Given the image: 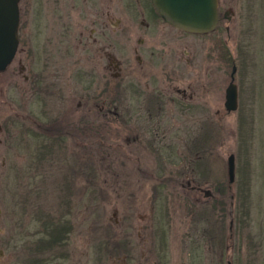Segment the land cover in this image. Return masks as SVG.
Instances as JSON below:
<instances>
[{"label":"rangeland","instance_id":"374dc122","mask_svg":"<svg viewBox=\"0 0 264 264\" xmlns=\"http://www.w3.org/2000/svg\"><path fill=\"white\" fill-rule=\"evenodd\" d=\"M119 1L110 0L108 26L116 33L118 18L129 34L138 11ZM246 1L255 5V53L264 0ZM38 4L31 1L33 13ZM32 35L36 51L24 58L19 43L0 71V264H264V78H251L255 66L242 87L245 112L244 105L225 112L222 104L229 59L221 61L217 87L195 92L206 99L197 102L202 107L186 108L166 100L165 56L152 58L140 75L131 51L103 57L97 69L107 63L105 86L94 67L87 69L89 52L77 46L58 58L49 43L43 57L42 34ZM228 35L219 34L222 55ZM215 36H193L201 37L205 56ZM259 50L264 71L263 44ZM205 56L209 82L214 64ZM116 60L131 67L118 76ZM49 218L69 229L45 249Z\"/></svg>","mask_w":264,"mask_h":264},{"label":"flooded vegetation","instance_id":"af4514ba","mask_svg":"<svg viewBox=\"0 0 264 264\" xmlns=\"http://www.w3.org/2000/svg\"><path fill=\"white\" fill-rule=\"evenodd\" d=\"M31 1L23 0L22 7L19 4V0L17 1L18 42L16 50L18 44L21 43L23 45L21 50L24 58H27L28 54L33 53L36 49L31 44L34 35L31 38L30 34H42L39 48L42 49L43 57H47L50 54V45L47 46L49 43H52L53 50L55 48L56 51H54L58 53V58H61L62 55H71L72 52L76 53L75 49L77 46L83 52H87V54L89 52L88 55L91 59L89 62L92 64L87 68L89 72L92 67L97 72L99 60L102 62L104 57L107 61L112 53L128 54L131 51L135 56L138 75L145 70V67L151 64L152 58L165 56V81L169 89L166 100L170 103L179 102L180 106L186 108H191V106L202 107V104L199 105L197 102L204 104L206 99H196L194 97L195 92L203 91L205 94V90H207L210 83L217 87V72L222 59L224 61L229 59L228 81L234 84L236 94V105L234 109H231L233 111H237L238 108L241 110L243 105V111H246L247 105L242 101L241 95L242 87L245 85L246 77H248V71L252 72L255 66L257 73H252L253 77L251 78L256 79L257 82L261 81L260 78H264V71L260 70L261 66L255 58L256 51L259 54V49L262 44L264 45V34L260 43L256 40L254 41L255 53H252V48L249 50V47L253 45L250 22L253 21L252 19L255 15V5L253 3L249 4L246 0H216V23L213 28L219 23H224L223 27L225 30L212 31L211 29L206 32H189L168 24L155 13L150 0H125V3L122 4L123 8L124 6L126 8L135 7V11H138L137 20H134L131 26L134 29L129 34H124L126 27L123 23L119 24L120 19L118 18L112 27L117 26V29L120 28L116 33L110 31L108 26L109 6L115 5L110 4V0H39L35 13L30 8ZM116 5L120 6V3ZM50 9L53 16L52 19L48 17V10ZM20 16L22 17L21 23L19 22ZM34 16H36L35 19L38 21V29L35 33L30 30V20ZM262 20L264 21V12ZM245 21L246 23H244ZM243 23L244 30H239ZM19 28L20 30L24 29L23 33L20 34V40ZM203 34H216L212 48H208V56H205L203 47H200V45L204 44L203 41H200L202 40L201 37H193ZM219 34H229L230 46L227 53V50L223 48V55L221 53ZM189 36L193 38H189ZM204 56L208 60V65L210 63L214 64L211 70L215 74V78L209 82V78H206V72L209 71V68H204ZM114 64L118 70L115 74L118 76L131 67L130 65L121 66L119 60H116ZM107 68V63L104 66L101 65L99 68L100 72L98 71L95 76L96 79L99 77L105 86L108 85ZM29 75L31 76V74ZM136 88L137 93L142 89L138 84ZM149 94L152 95L153 101L160 102L158 94L151 91ZM228 111L230 110L225 109V112ZM217 112L218 109L213 111L214 114ZM202 145L198 141L197 143L195 142L193 147L198 149Z\"/></svg>","mask_w":264,"mask_h":264},{"label":"water","instance_id":"95a60500","mask_svg":"<svg viewBox=\"0 0 264 264\" xmlns=\"http://www.w3.org/2000/svg\"><path fill=\"white\" fill-rule=\"evenodd\" d=\"M18 0H0V71L11 62L17 46ZM157 15L168 24L189 32H206L216 23V0H150ZM236 94L234 84L224 87L223 106L234 109ZM234 156H226L227 180L232 181Z\"/></svg>","mask_w":264,"mask_h":264},{"label":"trees","instance_id":"16d2710c","mask_svg":"<svg viewBox=\"0 0 264 264\" xmlns=\"http://www.w3.org/2000/svg\"><path fill=\"white\" fill-rule=\"evenodd\" d=\"M49 224H45V234L41 238L42 243L44 242L45 249H49L52 247V244L55 245L56 243L62 241L64 238L65 232L69 229V225L66 221H59L49 218ZM61 222V223H60ZM55 243V244H54Z\"/></svg>","mask_w":264,"mask_h":264}]
</instances>
